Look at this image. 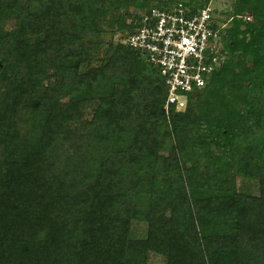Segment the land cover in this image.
Returning <instances> with one entry per match:
<instances>
[{"label": "trees", "instance_id": "16d2710c", "mask_svg": "<svg viewBox=\"0 0 264 264\" xmlns=\"http://www.w3.org/2000/svg\"><path fill=\"white\" fill-rule=\"evenodd\" d=\"M200 2L0 0V264H264V0H231L181 110L157 66L101 49L139 11Z\"/></svg>", "mask_w": 264, "mask_h": 264}, {"label": "built area", "instance_id": "2783aa9c", "mask_svg": "<svg viewBox=\"0 0 264 264\" xmlns=\"http://www.w3.org/2000/svg\"><path fill=\"white\" fill-rule=\"evenodd\" d=\"M138 14L139 24L121 43L158 67L166 89L165 112L169 105L184 109L185 93L203 87L222 62L218 39L224 24L218 23L209 4L194 12L177 3L168 10L153 6Z\"/></svg>", "mask_w": 264, "mask_h": 264}, {"label": "rangeland", "instance_id": "374dc122", "mask_svg": "<svg viewBox=\"0 0 264 264\" xmlns=\"http://www.w3.org/2000/svg\"><path fill=\"white\" fill-rule=\"evenodd\" d=\"M201 2L203 0H200ZM200 2V3H201ZM231 0H206V4H209V6L213 10V14L215 19H217L218 23L224 24V27L228 24L226 23L227 20L224 19L225 13L229 12ZM133 7V6H132ZM130 9V8H129ZM127 8L128 12H131ZM130 14V13H129ZM244 19V18H243ZM245 20V19H244ZM13 20L10 18H5L4 16L0 17V30H6L12 26ZM123 35L119 31H107L102 35L103 41L106 42L105 45L101 47V49H104L108 43H111L113 46L117 42H121ZM238 54V52L236 53ZM98 57L93 58V62H90V65H95L99 61L97 59ZM167 123V121H166ZM168 127V123H167ZM173 142L172 136L166 137L165 139L161 140V145L164 146L163 150L159 152L160 155H168L170 154V146ZM235 186L236 189L239 192L243 193H251V194H257V182L250 178H242V177H235ZM131 231L134 237H141L144 234L145 226L142 222H133L131 225ZM148 261L147 264H164V258L163 256H160L158 254L154 253H148Z\"/></svg>", "mask_w": 264, "mask_h": 264}]
</instances>
